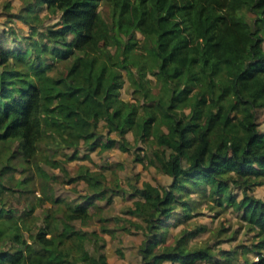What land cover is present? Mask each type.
I'll use <instances>...</instances> for the list:
<instances>
[{
  "label": "trees",
  "instance_id": "obj_1",
  "mask_svg": "<svg viewBox=\"0 0 264 264\" xmlns=\"http://www.w3.org/2000/svg\"><path fill=\"white\" fill-rule=\"evenodd\" d=\"M41 7L56 18L44 23ZM14 15L27 29L0 31V239L9 240L0 264H110L99 235L75 220L86 223L100 208L96 199L124 189L103 167L70 171L66 163L96 146L125 151L137 141L149 152L132 159L170 177L129 185L134 198L124 211L143 232L140 264H264V197L252 193L264 180V125L256 122L264 0H25ZM124 80L131 99L119 96ZM57 181L84 188L57 195ZM4 191L27 206L14 213ZM198 198L216 212L230 206L255 239L235 244L240 251L190 244L204 229L198 223L166 241L169 225L188 218ZM44 200L36 222L32 211Z\"/></svg>",
  "mask_w": 264,
  "mask_h": 264
},
{
  "label": "rangeland",
  "instance_id": "obj_2",
  "mask_svg": "<svg viewBox=\"0 0 264 264\" xmlns=\"http://www.w3.org/2000/svg\"><path fill=\"white\" fill-rule=\"evenodd\" d=\"M25 0H0V31L1 29L10 28L15 32H24L27 28L19 18L14 15L23 4ZM101 5V4H100ZM99 5V7H100ZM38 14L43 15V22L48 23L53 21L57 12L45 13L46 10L41 7L38 9ZM247 17H251V12H247ZM8 42V41H7ZM264 47V40L261 42ZM150 78L153 79L151 74H148ZM130 87L127 85V81L124 80L122 86L119 89V96L123 99H131ZM256 122L259 128L264 125V107L258 108L256 110ZM98 130L101 132V136L105 137V129L98 125ZM110 136H114L113 132L108 133ZM127 139L132 142V134L130 131L125 133ZM84 149L80 148L79 153H82ZM149 152L147 146L144 145L142 141H137L135 144H131L128 150H120L115 146L104 148L99 150L96 146L93 150L88 151V158H76L69 160L66 163L70 171L74 167L83 163L87 164L90 168H98L99 166L104 170L105 177L108 182L111 181L116 176L120 188L124 189V192L118 191V193L113 192L109 202L104 201V199H98L96 202L101 204L100 208L91 217V220L87 223H81L78 220L75 221L77 226L82 227L86 230H94L97 235V243L101 242V249L105 254V259L110 264H140V257L137 252V245L143 236L141 228H134L130 221L138 220L130 213L124 211V209L131 205V201L134 198L130 196L127 192L130 190L131 184L140 185L142 180H147L151 184H166L170 177L154 168L153 165L143 164L141 161L132 159L133 155L142 152ZM114 169L111 173L108 167ZM48 170H52L48 169ZM55 170V169H54ZM57 170V169H56ZM55 170V171H56ZM60 174V171H56ZM14 176H17L19 172L17 170L13 171ZM34 186L33 195L28 193V198L35 200V196H39V190L36 187L37 177L33 175L30 181ZM54 193L57 195H68L75 196L76 190L82 192L83 182L76 181L74 183L67 182H53L52 183ZM74 186L76 190L71 189ZM8 191V190H7ZM4 191L7 194L10 192ZM236 197H239V190L235 187L232 188ZM3 192V193H4ZM252 193L258 197H264V180L261 184L255 185L253 187ZM17 194V191H14ZM34 196V197H33ZM194 196V195H193ZM7 201L12 204L14 213L20 212V210L27 206V202L22 199L16 200L14 198L10 199L7 195ZM207 200H202L198 198L197 206L193 209L191 215L186 218L183 222L176 223L175 225H169L168 233L166 235V241L171 242L175 236V232L181 228H191L195 224H203L204 229L199 231L195 236H193L189 243H200L204 240H208L213 248H220L226 250L228 248L236 247L235 244H248L251 240H254L253 231L246 229L242 221L239 219L237 212H235L230 206H227L224 210L219 212L214 211L216 209H209V203ZM48 201H43L41 205L34 207L32 214H35L36 222L41 220V207L48 205ZM43 212V211H42ZM106 217L102 219L100 217ZM118 219H114V217ZM125 225L129 228V231L120 228L121 225ZM101 226L106 228H113L110 231H102ZM222 228L219 234H213L217 228ZM235 229L233 235L232 231ZM24 236H26V230H22ZM231 236V237H229ZM9 245V240L6 236L0 239V248ZM85 246L92 251V243L85 241ZM17 247V244L13 245V248ZM240 247H236L237 251H240ZM248 257H252V252H246ZM239 261L242 260V256L238 254ZM177 264V263H174ZM195 264H203L201 261H196ZM209 264V263H208ZM233 264H237L233 263Z\"/></svg>",
  "mask_w": 264,
  "mask_h": 264
},
{
  "label": "crops",
  "instance_id": "obj_3",
  "mask_svg": "<svg viewBox=\"0 0 264 264\" xmlns=\"http://www.w3.org/2000/svg\"><path fill=\"white\" fill-rule=\"evenodd\" d=\"M115 147H116V146H115ZM97 200H98V199H96L95 202H96ZM104 201H105V200H104ZM106 202H109V201H106ZM96 203H97V202H96ZM97 204H99V203H97ZM100 205H101V204H99V206H100ZM89 210H91V207L89 208ZM93 214H94V213H92V215H93ZM92 215H91V217H92ZM133 216L136 217L135 215H133ZM90 220H91V218H90L88 221H90ZM75 221H77V220H75ZM88 221H87V222H88ZM79 222H80V221H79ZM87 222H86V223H87ZM83 224H84V223H83ZM103 227H104V226H103ZM108 229L111 230V229H113V228H108ZM101 230H102V231H108V230H106V229H101Z\"/></svg>",
  "mask_w": 264,
  "mask_h": 264
}]
</instances>
